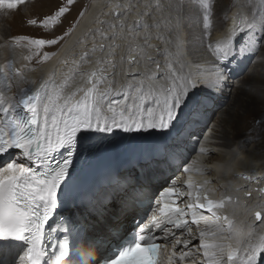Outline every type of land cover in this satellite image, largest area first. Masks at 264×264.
Masks as SVG:
<instances>
[{"label":"snow or ice","instance_id":"snow-or-ice-1","mask_svg":"<svg viewBox=\"0 0 264 264\" xmlns=\"http://www.w3.org/2000/svg\"><path fill=\"white\" fill-rule=\"evenodd\" d=\"M22 2L0 0V8L14 10ZM185 2L155 0L153 5L150 0L145 8L151 11L143 13L149 20L142 25L119 20L103 30L88 28L81 34L83 41L78 36L64 49L59 65H68L71 57L72 66L62 74L63 83L49 79L31 92L26 85L35 81H29L23 68L0 64V77L7 81L0 87V157H9L0 164V241L25 242L17 264H49L44 242L51 240L52 233L61 227L63 239L58 247L64 259L58 264H158L161 240L174 238L169 225L185 228L188 221L182 218L189 209L212 211L231 202V196L219 203L205 196L207 202L199 203L197 196L196 204L180 207L177 201L185 193L179 190L174 174L211 170L199 160L189 162L184 157L189 145H199L202 140L212 142L209 137L217 131V142L229 150L227 157L223 148L213 152L203 146L201 156H220L218 166L227 171L252 163V156L241 145L250 144L255 150L256 143L264 139L252 135L257 130L264 131V73L258 76L248 71L246 79L227 89L231 92L236 88L240 97L232 109L218 107L217 101L231 75L229 61L233 56L242 57L245 49L258 51L264 47V27L249 33L255 47L234 49L232 42L224 47L210 80L182 75ZM204 7L208 27L211 9ZM68 11V6H58L54 15L45 16L39 24L47 27L49 21L55 22ZM153 12L158 14L155 18ZM124 15L125 12L115 13L117 18ZM236 15L240 16V23L233 20V36L237 29L241 32L249 26L250 16ZM28 23L35 25L37 20ZM162 25L171 37L167 43H175V52L164 49V59L160 60L157 56L161 52L152 40L159 41L162 35L152 29ZM72 31L69 27L63 35L52 38L13 39H24L38 55ZM77 44L81 45L79 53L75 51ZM49 55L56 53L43 54L45 59ZM77 76L80 83L70 86L68 81ZM117 77L122 78L121 83H117ZM101 85L107 86L102 89ZM250 109L251 127L237 138L240 118L248 115ZM213 115L217 123L206 135ZM155 133L164 135L131 143L132 134ZM84 167L86 177L80 179ZM165 183L169 186L164 187ZM260 191L264 193V189ZM187 195L190 197L191 193ZM251 196L250 191L245 194L246 199ZM144 203L155 210L143 222L136 221ZM254 215L264 225V214L256 211ZM54 218L56 228L49 225ZM128 218L135 221L134 240L124 242L111 254L113 242L124 240L122 228ZM192 221L199 223L195 211ZM199 235L197 251L203 249L205 264H264V234L249 233L247 238H240L233 233L212 242H206L205 237H215L217 233L201 231ZM233 239L235 247L229 243ZM82 241H87L94 251L78 250L77 244ZM187 243L176 238L173 247Z\"/></svg>","mask_w":264,"mask_h":264},{"label":"bare ground","instance_id":"bare-ground-1","mask_svg":"<svg viewBox=\"0 0 264 264\" xmlns=\"http://www.w3.org/2000/svg\"><path fill=\"white\" fill-rule=\"evenodd\" d=\"M28 1L29 0H25L22 3H20V5L18 6V8H20V9H17V11L11 12L12 10H8L6 8H2V10L0 9V18L3 17L6 13L12 16L10 28H8L6 26H1L2 33H4L5 36H15L16 34H20V35H16V36L35 38L37 35L43 33V31L41 30L43 27L40 28V26L37 27V25H35V26L27 25L26 21H27L28 17H32V20H37V14H41L42 11H43V14H41V16H43V15L47 16L50 12H51L50 13L51 15H54V13L58 10V6H68V0H36V1H32V2L30 0L31 4L34 5V12L35 13L33 15H26L25 13H23L21 11V8L25 7L26 3H28ZM80 1L76 0V2H72L71 5L68 6L69 11L66 12L62 16V17H65V19H64V22H65L64 25L65 26H62V27L61 26L59 27L58 25L55 26V23L58 22L61 17L57 18V20L55 22H52V21L48 22L47 27H44V28H46L48 30H52L53 33H51V34L48 33L46 35V38H52V37H55L57 35L60 36L59 33L61 31H63L65 28L69 27L70 23L72 22L71 19L75 18L73 16L78 11V9H80V7L83 5V4H81ZM235 1H237V3L233 4V3H231V0L230 1L229 0H220V2H218V0H186L185 5H187L188 7L189 6L191 7V10H189V11H191V13L186 12V14H184V16H186V20L184 22V27H187V25H186L187 23L191 24V26H193V25L195 26L197 24L198 25L204 24V28L203 29L201 28L202 29L201 31L203 32V31H206L207 29H211V28H214L215 26H217L218 29L222 28V32H223L222 35H219V36H222V38L225 39V41H226L227 40L226 37L228 36V33L230 34L232 32L233 20L237 21L238 18L240 19V16H237L236 14L242 13L243 15L248 16L249 3L256 1V0H235ZM149 2H150V0H93L92 4H90V3L88 4L89 10L88 9L85 10L82 17H81V18H85V19L78 20L76 25L73 27V31H74L76 29V27L79 25L78 28L75 30L70 41L67 43V46L65 48H68L78 36L83 41L84 37L81 34L85 31H87L88 28L100 27L103 30V29L107 28V25L109 23H113V22L119 23V20H124L128 25H135L137 22H139L142 25L143 24L142 19L144 22H147L149 20V17L143 14L145 11H151L150 8L149 9L145 8V5L148 4ZM40 3L43 4L42 6H44V7L47 6L48 9H42V7L40 6ZM151 3L154 5L155 0H151ZM117 4L122 5V7L116 8L115 5H117ZM205 5H208L211 9V13L208 16V19L211 21V23L209 24L208 27H205V22H204V16L206 14L205 13L206 9L204 7ZM257 7H259V6H257ZM263 7H264V2L262 3V8ZM126 8H127V10H126ZM253 8L255 9V7H253ZM116 12H125V15L117 18L115 16ZM222 13H224L223 18L220 17V15ZM152 15H153V18H155L158 14L153 12ZM253 15H254V13L251 12L250 17L252 18ZM257 16L254 15L255 20L254 19H253V21L249 20L250 29H252L253 25H255V21L257 22L256 24H258L259 27H262V23H261V21L258 20ZM236 17H237V19H236ZM224 19H226V22ZM101 22H106V23L102 24ZM224 22H225V24H224ZM252 22H254V23H252ZM250 24H253V25L250 26ZM224 25H226L225 28H224ZM263 26H264V24H263ZM13 28H15L17 31L11 32L9 34V32ZM140 30L141 29H138L137 31H140ZM157 31H159L161 33L162 39L159 41H156L155 39H153L152 44L156 45L161 52V55L157 56V58L160 60H163L164 56L162 54L163 53L162 45H164V46L168 45L167 50L170 53V50L175 52V44H173L171 46V44L167 43V41H168V38L166 35L167 30L165 27H163V25L159 29H156V28L152 29L153 33L157 32ZM184 36L186 37L185 33L182 35V39H183L184 46H186L188 41L184 38ZM203 36L204 37L206 36V32L203 34ZM88 39H91V37H88ZM16 41L18 43H21V45H23L24 47H26V50H24V51L25 52L29 51V54H30L29 56L34 57L36 55L33 52L34 46H32L30 43H27L24 39H16ZM207 43L209 44L207 46H210V48H207V50H206V48L204 47V49L206 50L207 53H209V56H208V58L204 57L202 59H200V57H199L200 51H197V48H196L197 44H190V45H194L191 48H192L193 52L196 54H194L192 52L193 53L192 56L186 55L189 59H186L184 57V60L182 61L184 66H183L181 74L184 75V73H187V75H188V73H190V75H188L190 77H203L205 79L209 78L206 75L213 71L216 59L220 56L224 47H226L228 44H210L209 42H207ZM238 45L239 46H237V44H233L232 47L234 49H240L245 44H241V45L238 44ZM247 45L249 46V48L251 46L255 47V44H247ZM75 51L77 53H79L81 51V45L80 44L76 45ZM184 51H185V54H187L186 48H184ZM152 54H155L154 50H153ZM96 55L99 56L100 54L97 53ZM255 56H256L255 53L253 55H250V54H246L244 52L242 57L233 56L231 58V60L229 61V67L232 69L230 76L233 77L231 82L235 81V83H236V82L243 81L244 79L247 78V72L248 71H254L257 73L258 76L261 73H264V47L260 48V54H258V56L256 58H255ZM3 57L4 56L0 55V62L3 61V59H2ZM62 57H63V54H62ZM58 58H57V60H58ZM77 58H79V57H77ZM172 58L174 59L175 57L173 56ZM242 58H243V60H242ZM197 61H199V63H197ZM232 61H235V62L232 63ZM58 65H59V63L53 68V70L55 69V72H52V75H54V77H55L53 79L54 81L56 80V78L59 79L56 81V83L59 84V83H63L62 74L67 73L68 68L72 66L71 65V57H69V64L68 65H66V66L65 65H59V67H58ZM44 69H45V67L44 68L41 67V69H37V74H39V75L42 74V71ZM212 74H213V72H212ZM116 79L118 82H122L121 77H117ZM77 80H80L79 76H77L75 78V80H69V81H72L71 83L73 84ZM229 81H230V78L228 81L225 82L224 90L221 91L219 98H218V101H217L218 106H220L221 108H222L221 105H222L223 101L226 99L227 94H228L227 89H229V87H230ZM78 84L79 83H77V85ZM101 86H102L101 88L103 89V88H106L107 85H101ZM229 93L231 94V97L229 98V102L227 103V105L223 107L225 110L232 109L233 105L236 102H238V100L240 99V97L237 94L236 88H234L233 90L231 89V92H229ZM253 114H255V113H253ZM251 115H252V112L250 109L248 115L240 118V121L238 123V128L240 130L237 132V138L242 137L243 132L250 129L251 124H252ZM216 123H217V117L215 115H213L212 116V124L210 125V129H208V131H212L213 130L212 126L215 125ZM258 133L262 134L263 131L257 130L256 132H253L252 135H257ZM216 136L219 137L218 131L214 132L213 135L209 137V139H212V142L209 143L208 147L213 152H215L217 149L223 148V146L217 142L218 140L216 139L217 138ZM262 138H264V133L262 135ZM144 142H146V141H144ZM190 146L191 145H189V147ZM233 147H235V145H233ZM241 148L249 156H252V162H255V164L258 162L264 161V139H262L258 143H256L255 150H252L254 152V154H256L255 156H258V157H255L252 155V153H251L252 145L244 143L241 145ZM223 149L225 151H227L226 148H223ZM200 157L204 158V156H200ZM209 159H221V157L217 156V155H212L209 157ZM209 162L210 161H205V165H207ZM261 165L262 166H260L258 169L250 166L244 170L243 173H244V175H247L249 177L250 183H248L246 180H244V178H243L244 176H242L241 178L236 180L237 182H235L232 185V187L236 188L238 186H246L247 184H249L250 187H249L248 192L250 191L253 194H255V196H258V190L257 189L255 190V188L258 186V183H260V181L263 179V177L260 176V173L264 170V163ZM233 168H235V166L232 167V169ZM232 169H231V171H232ZM225 171L226 170H222L220 168V172H225ZM227 172H229V171H227ZM174 176H176V175H174ZM175 178L178 179V176H176ZM218 185H219V183H218ZM236 196L238 197V202H236V203L233 201L227 202L226 203L227 207L235 206L236 208H239L238 206H236L239 203L250 202V200L245 199L242 196V193H240L239 191L236 192ZM253 198H255V197H253ZM258 198H260V196ZM262 199H263V197L261 196V200ZM258 201H260V200H258ZM260 203H258L259 206H255V207L249 209L250 213H247V214L243 213L242 215H240L238 217L239 219L244 220L243 225H245L247 228L246 229V236H248L249 233H256L257 234V231H256L255 227H253L251 221L253 219L254 211H260L262 214H264V203H261V204ZM129 219L130 218H128L124 222L126 223ZM249 223H250V225H249ZM168 227H169L170 231H172L175 235H181L184 233H188L187 236H184V237H186L185 238L186 241H188L189 245L194 243L195 239L193 238V234L189 233L188 230L186 232L184 230L185 228H176V230H172L170 226H168ZM243 231L244 230H242V232ZM186 249H188V248H186Z\"/></svg>","mask_w":264,"mask_h":264},{"label":"rangeland","instance_id":"rangeland-1","mask_svg":"<svg viewBox=\"0 0 264 264\" xmlns=\"http://www.w3.org/2000/svg\"><path fill=\"white\" fill-rule=\"evenodd\" d=\"M23 1H25V0H23ZM32 1H36V0H31V2ZM80 1V0H79ZM230 1V0H229ZM233 1H235V0H231V3H233ZM31 2H30V0L28 1V3H26V6L25 7H23V8H21V11L23 12V13H25L26 15H33L35 12H34V5H32L31 4ZM72 2H76V0H72ZM81 2V4H83L81 7H80V9H78V11L75 13V15L73 16V17H75L74 19H71L72 20V22L70 23V25H69V27H74L75 25H76V23L78 22V19H79V17L81 16V14L83 13V11L85 10V8L87 7V3H88V0H81L80 1ZM253 4V5H252ZM261 4V5H260ZM43 4H41L40 3V6L42 7V9H48V7L46 6V7H44V6H42ZM68 6H69V4H68ZM257 6H259V7H257ZM188 6L187 5H185L184 6V14H186V12H188V13H191V11H189V10H191V7L189 6L188 8H187ZM253 7H255V9L253 8ZM17 9H20V8H18L17 7ZM17 9H14V10H12L11 12H13V11H17ZM247 9V8H246ZM261 9V10H260ZM2 10V9H1ZM188 10V11H187ZM248 10H250V12H252V13H254V15L255 16H257L258 17V20L259 21H261V23H262V27H264L263 26V24H264V7L262 8V0L260 1V0H256V1H253V2H251V3H249V9ZM51 13V12H50ZM48 14L47 16H49V15H51V14ZM41 14H43V11H42V13ZM41 14H37V24H35V25H37V27L38 26H40V28H42L43 26H41L40 24H39V21L41 20V19H43L46 15H43V16H41ZM223 14L224 13H222L221 15H220V17L221 18H223ZM262 14V15H261ZM72 17V18H73ZM11 19H12V16L11 15H9V14H5L3 17H1L0 18V55H3L5 58L3 59V60H5L6 59V57H7V55L8 54H10V55H12L13 57H15L16 56V54L18 53L17 51H24V50H26V47H24L23 45H21V43H18L17 41H16V39H13L14 37H18V36H16V35H20V34H16L15 36H5L4 35V33H2V30H1V26H6V27H8V28H10L11 27ZM64 19H65V17H61L60 19H59V21L58 22H56L55 23V26L56 25H58L59 27L61 26H65L64 24H65V22H64ZM184 19L186 20V16H184ZM29 20H32V17H28L27 18V21H26V24L27 25H32V24H29L28 23V21ZM225 20V19H224ZM252 23H254V22H252ZM35 25H33V26H35ZM187 25V27H184L183 28V34L185 33V35H186V37L184 36V38L188 41L187 42V45L186 46H184V48H186L187 49V51H186V53L187 54H185V58L186 59H189L186 55H188V56H192L193 55V50H192V46H194V45H190V44H197V51H200L199 52V54H200V59H202V58H204V57H207L208 58V56H209V53H207L206 52V50H207V48H210V46H207V45H209L207 42H209V43H212V41L216 38V37H218L220 34H221V31H220V28L218 29L217 28V26H215L214 28H211V29H207L206 31H201L203 28H204V24L203 25H193V26H191V24H189V23H187L186 24ZM68 27V28H69ZM68 28H65L63 31H61L59 34H60V36L61 35H63V33L65 32V31H67V29ZM195 28V29H194ZM202 28V29H201ZM249 29H250V27H249ZM42 31H43V33H41V34H39V35H37L36 37H44V38H46V35L49 33V34H51V33H53V31L52 30H48V29H46V28H42L41 29ZM15 31H17L15 28H13L10 32H9V34L11 33V32H15ZM192 32V33H191ZM206 32V36L204 37L203 36V34ZM203 33V34H202ZM197 34V35H196ZM166 35H167V38H168V40H170L171 39V37L169 36V34H168V31H166ZM58 36V35H57ZM35 37V38H36ZM192 37V38H191ZM191 41V42H190ZM61 42H59V43H57L56 45H52V46H47L46 48L44 47L41 51H40V53L37 55H35L34 57H32L33 59H38V58H40V57H42L43 56V54L45 53V52H52L53 51V49L54 48H56V46L58 45V44H60ZM189 43V44H188ZM173 44H175L174 42L171 44V46L173 45ZM204 44V45H203ZM202 45V46H201ZM21 46V47H20ZM204 47L206 48V50L204 49ZM244 47H247V48H249V46L246 44ZM24 48V49H23ZM173 48V47H172ZM199 48V49H198ZM201 48V49H200ZM250 48H253L252 46L250 47ZM174 49V48H173ZM205 51V52H204ZM25 52V51H24ZM185 52V51H184ZM190 52V53H189ZM193 52V53H192ZM247 52H249V54L250 55H253L254 53H255V58L258 56V54H260V49L258 50V51H249V50H247V49H245V53H247ZM28 53H29V51H28ZM170 53H174V51H172V50H170ZM194 54H196V53H194ZM30 55V54H29ZM7 62V61H6ZM197 63H199V61H197ZM183 75V74H182ZM232 79H233V77H231L230 76V81H229V83H230V87L229 88H231V86H232V84H235V81L234 82H231L232 81ZM118 82V81H117ZM118 83H121V82H118ZM236 83H239V82H236ZM102 87V86H101ZM234 88H232V90H233ZM227 97H226V99L223 101V103H222V107H224V106H226L227 105V103L229 102V98L231 97V94L229 93V91L227 90ZM218 107H220V106H218ZM252 122V121H251ZM209 129H210V125H209ZM208 131V130H207ZM263 133H264V131H263ZM263 133L261 134V133H258L257 135H259L260 137H262V135H263ZM217 138V140H218V136H216ZM262 140V139H261ZM224 150V149H223ZM255 229H256V231H257V233H259V234H264V225H262L261 224V222L259 221L256 225H255Z\"/></svg>","mask_w":264,"mask_h":264}]
</instances>
